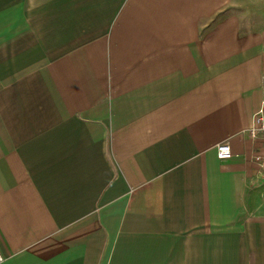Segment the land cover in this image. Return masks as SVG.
Listing matches in <instances>:
<instances>
[{
  "label": "crops",
  "instance_id": "crops-1",
  "mask_svg": "<svg viewBox=\"0 0 264 264\" xmlns=\"http://www.w3.org/2000/svg\"><path fill=\"white\" fill-rule=\"evenodd\" d=\"M262 100L264 0H0V264H264Z\"/></svg>",
  "mask_w": 264,
  "mask_h": 264
},
{
  "label": "built area",
  "instance_id": "built-area-1",
  "mask_svg": "<svg viewBox=\"0 0 264 264\" xmlns=\"http://www.w3.org/2000/svg\"><path fill=\"white\" fill-rule=\"evenodd\" d=\"M243 133L261 147L260 152L254 154L252 159L264 179V100L261 101L258 110L253 115L251 125ZM232 156V151L228 143H221L216 146V157L219 160H228ZM4 260L5 257L0 254V263Z\"/></svg>",
  "mask_w": 264,
  "mask_h": 264
}]
</instances>
